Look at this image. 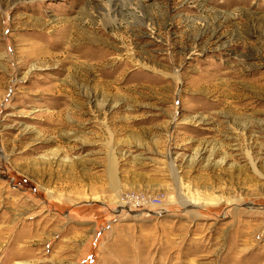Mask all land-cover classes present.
Returning a JSON list of instances; mask_svg holds the SVG:
<instances>
[{
	"label": "rangeland",
	"instance_id": "obj_1",
	"mask_svg": "<svg viewBox=\"0 0 264 264\" xmlns=\"http://www.w3.org/2000/svg\"><path fill=\"white\" fill-rule=\"evenodd\" d=\"M0 264H264V0H0Z\"/></svg>",
	"mask_w": 264,
	"mask_h": 264
},
{
	"label": "bare ground",
	"instance_id": "obj_2",
	"mask_svg": "<svg viewBox=\"0 0 264 264\" xmlns=\"http://www.w3.org/2000/svg\"><path fill=\"white\" fill-rule=\"evenodd\" d=\"M110 172H111V178H112L113 184H116L117 180L115 177V170H113V167L110 168Z\"/></svg>",
	"mask_w": 264,
	"mask_h": 264
}]
</instances>
